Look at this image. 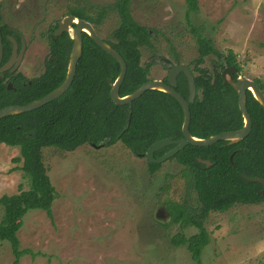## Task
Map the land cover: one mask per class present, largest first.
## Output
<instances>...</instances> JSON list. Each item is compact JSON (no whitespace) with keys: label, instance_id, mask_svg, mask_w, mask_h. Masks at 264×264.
I'll list each match as a JSON object with an SVG mask.
<instances>
[{"label":"rangeland","instance_id":"1","mask_svg":"<svg viewBox=\"0 0 264 264\" xmlns=\"http://www.w3.org/2000/svg\"><path fill=\"white\" fill-rule=\"evenodd\" d=\"M115 1L50 0L46 12L48 2L38 0L41 16L35 11L41 22L25 23L11 13V7L15 4L18 14L23 10L29 14L24 5L29 2L32 8L33 0H0L3 24L21 30L32 40L22 66L25 75L32 78L42 72V68L35 72L48 55L47 41L41 34L65 16L69 7H86L97 17L104 6ZM197 2L198 12L188 17L186 0L132 1L135 21L159 33L154 42L151 80H163L168 75L171 64H176L175 55L180 64L194 66L198 56L196 28L221 53L236 54L242 76L264 85V0ZM117 14L107 12L99 27L100 37L108 38L116 28ZM142 54V64L153 58L150 50ZM210 60L207 57L201 67L211 69ZM19 154L17 147L0 143V197L18 193L21 185L28 189L20 169L22 162H14ZM44 162L57 192L54 219L42 210L25 216L18 237L27 253L19 264H264V202L210 214L205 222L210 243L200 263L193 261L185 246L173 245L177 234L190 236L196 230L182 229L169 215L165 218L164 205L177 202L191 207L197 202L184 168L175 159L161 163L150 175L147 158L135 156L118 142L100 147L84 144L73 152L46 148ZM2 214L0 207V221ZM14 260L11 245L0 243V264H14Z\"/></svg>","mask_w":264,"mask_h":264},{"label":"trees","instance_id":"2","mask_svg":"<svg viewBox=\"0 0 264 264\" xmlns=\"http://www.w3.org/2000/svg\"><path fill=\"white\" fill-rule=\"evenodd\" d=\"M131 1L116 0L112 6H104L97 17L92 16L86 7L68 9V14L84 19L96 28L102 25L109 10L118 13L119 23L111 31L110 39L105 41L127 63V74L120 96L131 94L150 80V70L156 55V46L149 29L140 25L131 15ZM186 4L188 17L198 12L197 0H186ZM1 7L0 4L3 62H6L12 49V42L6 36L13 34L2 23ZM56 28L55 23L49 31L41 34L48 39L50 52L40 77L33 79L25 90H9L7 80L0 79V109L28 104L47 95L64 81L72 40L67 32L54 40L53 32ZM194 32L197 34L198 56L193 61V72L198 96L190 104L191 134L197 138H209L239 130L244 121L238 105V94L231 85L224 86L222 79L223 70L229 66L236 67L241 73L237 56L233 51L221 53L211 39L200 36L196 28ZM143 50L152 51L153 58L146 64H142ZM209 56L212 68H202ZM174 59L176 64L180 63L177 55ZM119 73L118 62L84 33L83 53L70 89L39 109L0 119V143L19 149L20 154L14 162H22L20 169L28 181V189H23L21 185L18 193L0 197L3 210L0 243L7 241L11 245L14 264H19L27 253V250L21 249L18 237L25 216L32 210H42L50 220L54 219L53 203L57 192L47 175L44 149L73 152L84 144L111 146L122 142L135 156L146 157L148 149L155 142L166 138L179 141L183 137L182 107L164 92L149 90L131 105H116L110 91L111 83ZM10 75L6 73V77ZM164 81L168 82L167 78ZM255 82L264 92V85L258 79ZM176 90L188 99V80L184 74L179 76ZM247 109L253 121L252 132L247 138L232 145L226 141H219L209 147L189 144L173 158L184 168V177L188 185L193 186L197 202L196 206L191 207L186 203L168 204L174 223L182 229L192 227L196 230L190 236L179 233L173 237L172 242L175 246H185L197 263L201 262L203 251L210 243V233L205 227L210 213H224L236 205L264 202V186L249 182L241 176L264 179V109L250 91L247 93ZM170 148L156 152L155 157L162 156ZM200 159L212 165L207 166ZM148 165L150 175L161 166L149 161ZM15 170L17 168L11 171Z\"/></svg>","mask_w":264,"mask_h":264},{"label":"water","instance_id":"3","mask_svg":"<svg viewBox=\"0 0 264 264\" xmlns=\"http://www.w3.org/2000/svg\"><path fill=\"white\" fill-rule=\"evenodd\" d=\"M64 32H67L72 40V50L70 53V58L67 66V73L64 81L53 91L48 93L47 95L34 100L25 105H11L5 108L0 109V119L11 116L23 114L26 112H30L36 109L41 108L42 106L60 98L63 96L71 87L74 78L77 73V65L83 53V33H86L96 44L99 46L104 52L113 57L118 64L120 65V73L117 79L111 83V99L116 105H131L135 100L139 99L142 95H144L149 90H157L166 93L167 95L173 97L182 107L184 118L182 124V133L183 137L179 141H174L170 138L162 139L160 141L155 142L150 146L146 153V157L150 163L153 164H161L170 159H173L181 150L186 148L189 144L197 147H209L212 146L219 141H227L229 144H235L239 141L247 138L253 129V121L252 117L247 109V92L250 91L253 97L259 102V104L264 109V93L259 88L254 80L248 79L244 76H238L236 80L233 79V75H235L238 70L234 66L227 67L222 72V79L224 86L231 85L233 89L238 94V105L243 117V127L239 130L223 132L217 135H213L209 138H197L191 134L190 125H191V111L190 104L194 103L197 96V86L195 82V77L190 70L189 67L180 64L174 66L167 77L168 82H163L161 80H152L142 84L138 89H136L131 94L126 96H120V88L126 78L127 74V63L123 56L114 49L111 45L105 42L100 36L97 34L94 26L84 20L77 18L73 15L66 14L58 21V28L55 32L54 37H59ZM11 41L14 45V53L8 63L0 67L1 76L4 75L5 71L11 70V72H15L20 64V57H17V49L18 44L14 38H11ZM4 57V43L3 37L0 29V66L2 64ZM184 73L188 80L189 87V97L186 99L182 94H180L176 87L178 85V76ZM0 76V78H1ZM12 87L9 84V89ZM131 115L129 118V123L131 121ZM175 145L174 148L166 152L160 157H155V153L163 150L164 148ZM94 147H100L101 145H92ZM232 161V156H231ZM201 163L206 164L207 166H211L212 163L209 161H200ZM245 180L249 182L259 183L264 186L263 178H251L245 175H241Z\"/></svg>","mask_w":264,"mask_h":264},{"label":"flooded vegetation","instance_id":"4","mask_svg":"<svg viewBox=\"0 0 264 264\" xmlns=\"http://www.w3.org/2000/svg\"><path fill=\"white\" fill-rule=\"evenodd\" d=\"M41 1H43V0H41ZM48 3H45V10H46V12H47V8L49 7V3H50V0H46ZM133 1V0H132ZM132 1H131V4H130V9H131V15H132ZM17 2V1H16ZM15 2V3H16ZM37 2H38V0H33V6H32V8H30L29 7V2L27 3V4H25L24 5V7H26V8H28L29 9V11L31 12H29V11H27L29 14H27V13H25L24 12V10L23 11H21V12H19V14H18V12H17V10L19 9V6H17V5H15L14 4V6L12 5V7H11V13H13L14 15H16V16H18V17H21L20 19H23V21L25 22V23H28V22H31V21H34L35 20V22H41V19L40 18H38L37 17V12L36 11H38L39 12V16H41V14H40V9H39V7L37 6L38 4H37ZM16 8V9H15ZM79 8V7H78ZM83 8V7H82ZM36 10V11H35ZM3 12V8L1 7V13ZM68 14V13H67ZM33 15H36V17L35 16H33ZM118 15V14H117ZM74 16V15H73ZM64 17V16H63ZM76 17V16H75ZM118 17H119V15H118ZM133 17V16H132ZM62 18V17H61ZM43 19V18H42ZM119 19V18H118ZM4 19H3V17H2V21H3ZM60 20V19H59ZM58 20V21H59ZM58 21H56L55 23L57 24V28H58ZM3 23V22H2ZM55 23H53V24H55ZM118 23H119V20H118ZM52 24V25H53ZM92 24V23H91ZM93 25V24H92ZM94 26V25H93ZM101 26V25H100ZM99 26V27H100ZM143 26V25H142ZM99 27H95L94 26V28H95V30H96V32H97V34L99 35V33H98V31H99ZM146 27V26H145ZM8 28H9V30H10V32L13 34V35H7L6 37L11 41V38H14L15 40H16V42H17V44H18V49H17V57H20V55H21V53L23 52V54L21 55V59H20V64H19V67H18V69L15 71V72H11V70H9V71H5L3 74L4 75H2L1 76V73H0V76H1V78H5L6 80H7V85H8V87H9V84H11L12 85V87H10V89L9 90H25L26 89V87L28 86V84L30 85L31 83H32V80L33 79H36V78H38V77H40L41 76V74L44 72V70H45V61H46V59H47V57H48V55H49V52H50V48H49V44H48V39L46 38V37H44L45 38V40L47 41V50H48V55L45 57V59H43L42 60V63L40 64V65H38L36 68H35V72L37 73V72H39L40 71V69L42 68V72L37 76V77H32V78H28L26 75H25V72L23 71V68H22V66H23V64H25V62L27 61V59H28V56H29V53H30V48H31V45H32V40L30 39V37L28 36V35H26V33H24V32H22L21 30H18V29H15V28H10L9 26H8ZM57 28L55 29V31L53 32V35L55 36V32H56V30H57ZM148 28V27H147ZM0 29H1V27H0ZM149 29V28H148ZM50 30V28L48 29V30H45V31H49ZM155 31L157 32V30H155V29H149V33L151 34V36H152V38H153V42H155L156 40H157V38H158V33H155ZM1 33H2V31H1ZM111 33V32H110ZM84 34V33H83ZM53 36V39L54 40H56V37H54ZM2 37H3V34H2ZM18 38V39H17ZM101 39H103L104 41L106 40V39H110V35H109V37L108 38H102V37H100ZM12 42V41H11ZM106 42V41H105ZM3 43H4V40H3ZM110 45V44H109ZM13 53H14V45H13V43H12V49H11V53H10V57H9V59L6 61V62H3L2 61V64H1V66L0 67H2L3 65H5L6 63H8L9 61H10V59H11V57H12V55H13ZM3 60H4V57H3ZM167 63H170L168 60H167ZM171 64V63H170ZM173 64H171V66H170V69H168L169 70V72H170V70L174 67V66H172ZM177 65H180V63L179 64H176L175 66H177ZM154 66V65H153ZM152 66V67H153ZM187 67H189V66H187ZM190 68V70L192 71V73H193V75H194V66L191 68V67H189ZM227 68V67H226ZM225 68V69H226ZM152 69V68H151ZM224 69V70H225ZM237 69V68H236ZM223 70V71H224ZM238 70V69H237ZM6 73H10L11 75L9 76V77H6ZM150 73H151V70H150ZM169 74V73H168ZM181 74H184V73H181ZM180 74V75H181ZM179 75V76H180ZM185 75V74H184ZM235 75H237V77H236V79L238 78V76H242L241 75V73L238 71ZM235 75H233V79H234V76ZM179 76H178V78H179ZM168 77V75L164 78V79H166ZM194 77H195V75H194ZM0 78V79H1ZM149 78H150V76H149ZM187 78V77H186ZM164 79L163 80H161V81H163V82H165L164 81ZM249 79V78H248ZM235 80V79H234ZM149 81H152L151 80V78H150V80ZM168 81V80H167ZM255 81V80H254ZM167 83V82H166ZM257 84V83H256ZM258 85V84H257ZM197 86V85H196ZM228 86V85H227ZM121 89V88H120ZM197 92H198V90H197ZM263 92V91H262ZM248 93V92H247ZM264 93V92H263ZM227 142V141H226ZM229 144V143H228ZM235 144H237V143H235ZM229 145H232V144H229ZM168 147H171L169 150H171L172 148H174L175 147V145H171V146H168ZM167 148V147H166ZM169 150H167L166 152H168ZM161 151V150H160ZM165 152V153H166ZM164 153V154H165ZM148 160V159H147ZM231 160V159H230ZM232 160H233V155H232ZM199 161H205V160H199ZM182 166V165H181ZM180 204H182V203H180ZM195 206H196V204H195ZM164 207L166 208V210H167V213L165 212L164 213V215H165V218L167 217V215H169L170 217H171V214H170V211H169V209H168V205H164ZM165 208H163V209H165ZM210 214H212V213H210ZM208 219V218H207Z\"/></svg>","mask_w":264,"mask_h":264}]
</instances>
